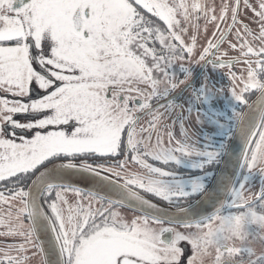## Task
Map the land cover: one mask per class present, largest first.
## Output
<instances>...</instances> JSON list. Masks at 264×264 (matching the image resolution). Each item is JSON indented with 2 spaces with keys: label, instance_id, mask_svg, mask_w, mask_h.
Here are the masks:
<instances>
[{
  "label": "snow or ice",
  "instance_id": "1",
  "mask_svg": "<svg viewBox=\"0 0 264 264\" xmlns=\"http://www.w3.org/2000/svg\"><path fill=\"white\" fill-rule=\"evenodd\" d=\"M0 183V264H264V0H0Z\"/></svg>",
  "mask_w": 264,
  "mask_h": 264
},
{
  "label": "flooded vegetation",
  "instance_id": "2",
  "mask_svg": "<svg viewBox=\"0 0 264 264\" xmlns=\"http://www.w3.org/2000/svg\"><path fill=\"white\" fill-rule=\"evenodd\" d=\"M230 22L231 21L229 20L228 23H230ZM220 27L221 28H224L225 27V24L222 22L220 24ZM214 30L215 29L212 26H209V30H208V36L209 37L211 36V32L214 31ZM201 32L203 34V22H201ZM228 38L229 39H233L232 36H229ZM201 42H203V35L201 37ZM235 67H236L237 75H239L240 74V65H236ZM219 71H221V72H227L228 70L227 69H220ZM228 86H229V82L227 80H225L224 83H223V87L225 89H227ZM254 98H255V95L250 96L249 97V101L251 102V100H253ZM193 115L195 116V113ZM22 118H23L22 116H18L17 117V119H19L21 122L25 121ZM198 127L199 126H197L196 128L192 127L191 125H187L186 126L188 135L191 136L193 139L196 138V135L195 134L197 132V128ZM205 130L207 131L208 128H206ZM178 131H179V125H177V132ZM220 166L219 167L212 166L209 170L218 173V171L220 169ZM179 171L182 174L186 175V176L203 175V173H200V172H190V171H188L186 169H180ZM206 183L211 184V180L207 181ZM0 190H4V185L2 183H0ZM253 190L254 191H258L259 190V180L258 179L255 181V188ZM83 195L84 196H87L88 194L83 192ZM65 196L68 199L69 203H75V201L77 199V197L75 196V194L72 193V192L65 193ZM199 198H200L199 196L193 197L192 198V203H195ZM153 202L154 203H158L159 206L164 207L165 209H167L166 202L161 203L158 200H156L155 198H153ZM95 206H97V205L94 204V207ZM6 207H7L6 205L0 203V217L3 216V214H4L5 210H6ZM45 207H46V205H45ZM132 214L133 213H132L131 210L127 211V215H132ZM5 219H7L12 224H15L16 223L15 213H13V216L11 218H6L5 217ZM23 224H24V229L27 230L28 229V222H27V220H24L23 221ZM3 230H4L3 228H0V231H3ZM181 230H183V229H181ZM32 239H33V244L26 245V247L29 249L28 252L26 253V255L29 257V260H28L27 264H42L43 257L38 252V250L34 247V244L36 243L35 237H33ZM6 241L20 243V242H23V238H20V237L12 238V237L0 236V251L4 250L6 248V243H5ZM13 254H15V253H13Z\"/></svg>",
  "mask_w": 264,
  "mask_h": 264
},
{
  "label": "water",
  "instance_id": "3",
  "mask_svg": "<svg viewBox=\"0 0 264 264\" xmlns=\"http://www.w3.org/2000/svg\"><path fill=\"white\" fill-rule=\"evenodd\" d=\"M220 168H223V163L221 164ZM219 172H220V169H219V171L217 173V176H219ZM71 181L76 186L80 187L83 190L84 193H87V194L89 193L90 190H92L94 188V185L89 181V179L87 177L74 176V177L71 178ZM205 206H207V205H205Z\"/></svg>",
  "mask_w": 264,
  "mask_h": 264
},
{
  "label": "rangeland",
  "instance_id": "4",
  "mask_svg": "<svg viewBox=\"0 0 264 264\" xmlns=\"http://www.w3.org/2000/svg\"><path fill=\"white\" fill-rule=\"evenodd\" d=\"M216 2H217V3H220V0H216ZM22 119L25 120L24 117H23ZM23 122H26V121H23ZM23 122H22V123H23Z\"/></svg>",
  "mask_w": 264,
  "mask_h": 264
}]
</instances>
